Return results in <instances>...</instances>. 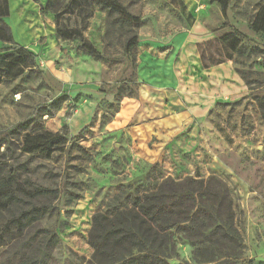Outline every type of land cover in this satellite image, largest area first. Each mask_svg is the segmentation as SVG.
Wrapping results in <instances>:
<instances>
[{
    "label": "rangeland",
    "instance_id": "374dc122",
    "mask_svg": "<svg viewBox=\"0 0 264 264\" xmlns=\"http://www.w3.org/2000/svg\"><path fill=\"white\" fill-rule=\"evenodd\" d=\"M117 1L141 19L132 29L138 43L133 57H126L130 28L84 2L82 14L91 16L81 34L105 59L98 61L78 49V39L55 35V16L67 0H8L4 22L12 41L0 42V55L11 60L19 46L36 59L31 69L0 83V133L48 107L51 114L38 120L39 127L65 140L66 151L57 152L54 161H27L33 182L58 190L38 223L59 238L49 264L89 259L93 213L130 208L162 179L185 176H214L227 186L242 239L240 263L264 264V126L234 70L264 82V33L249 30L264 0L230 1L228 24L245 37L247 50L258 51L226 61L222 73L203 69L196 51V44L228 31L220 29L223 19L214 0ZM82 20L78 14L64 16L61 25L78 29ZM239 82L247 95L226 97ZM62 97L66 100L54 109L52 103ZM206 101L213 103L198 109ZM5 220L0 210V227ZM5 249L0 247V256ZM177 250L181 262L193 264L188 245Z\"/></svg>",
    "mask_w": 264,
    "mask_h": 264
},
{
    "label": "trees",
    "instance_id": "16d2710c",
    "mask_svg": "<svg viewBox=\"0 0 264 264\" xmlns=\"http://www.w3.org/2000/svg\"><path fill=\"white\" fill-rule=\"evenodd\" d=\"M214 1L223 19L220 29L228 31L214 40L196 44L203 69L226 61L235 63L244 53L258 51L257 48L247 50L242 45L245 37L228 24L227 9L231 0ZM84 2L89 8L96 7L112 16L114 23L130 28L124 54L133 57L138 38L132 29L140 26L141 19L117 0H67L55 16V35L63 40L78 39L82 53L98 61L105 60L81 34L86 28L84 20L91 16L87 12L82 14ZM75 14L83 19L78 29L61 25L62 17ZM8 15V0H0V42L4 43L12 41L4 22ZM249 30L254 34L264 33V6L257 10ZM16 53L17 57L11 60L0 55V83L6 78H16L35 64L36 57L25 48L18 46ZM234 70L246 85L264 126V82L250 78L236 67ZM65 98L54 101V109ZM50 114L48 107H41L31 119L0 133V210L6 215L0 227V247H7L1 253L0 264H49L59 243L53 229L38 225L50 212L58 190L33 182L35 171L27 168V161L32 158L54 161L57 152L66 151L63 137L53 136L39 127L38 120ZM22 155L26 160L21 162ZM46 174L52 176L49 171ZM234 219L228 188L220 179L167 177L153 190L142 193L130 208L112 214H92L86 239L91 254L83 264H185L179 260V244L189 246L193 264H241L242 239Z\"/></svg>",
    "mask_w": 264,
    "mask_h": 264
},
{
    "label": "crops",
    "instance_id": "0c3cea01",
    "mask_svg": "<svg viewBox=\"0 0 264 264\" xmlns=\"http://www.w3.org/2000/svg\"><path fill=\"white\" fill-rule=\"evenodd\" d=\"M178 4H180V3H182L183 1L182 0H175ZM221 15V14H220ZM222 17V16H221ZM226 64H220V65H218V66H214V67H211V68H209V69H213V70H217V71H221L220 73H222L223 72V66H225ZM208 69V70H209ZM214 72V71H213ZM184 95H186V96H188L189 98H193V97H195V96H191V95H187V94H183V96ZM247 95V89H245L244 87H243V85H242V83L241 82H239V83H237V86H236V88L234 89V91H230V89H229V91H228V93L225 95L226 97H231V96H233V98H234V100H240V99H242V98H244L245 96ZM210 99V98H209ZM213 103V101L211 102V104ZM203 105L201 106V108L199 107L198 109H205V108H207V107H209V105H211L210 104V102H203L202 103ZM207 122L211 125V122H209L208 120H207ZM206 125L204 124V127H205ZM206 131L208 132V133H211L212 134V131H210L208 128H206Z\"/></svg>",
    "mask_w": 264,
    "mask_h": 264
}]
</instances>
